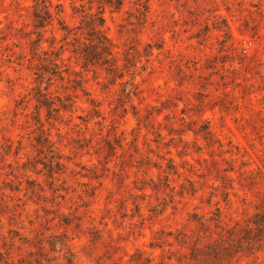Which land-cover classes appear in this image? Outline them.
Returning <instances> with one entry per match:
<instances>
[{
	"label": "rangeland",
	"instance_id": "obj_1",
	"mask_svg": "<svg viewBox=\"0 0 264 264\" xmlns=\"http://www.w3.org/2000/svg\"><path fill=\"white\" fill-rule=\"evenodd\" d=\"M52 1L72 27L98 12ZM124 1L105 12L122 68L131 52L115 77L57 21L37 29L35 0H0V250L18 264H125L153 233L218 207L246 218L264 193V0ZM55 36L64 78L47 71Z\"/></svg>",
	"mask_w": 264,
	"mask_h": 264
},
{
	"label": "trees",
	"instance_id": "obj_2",
	"mask_svg": "<svg viewBox=\"0 0 264 264\" xmlns=\"http://www.w3.org/2000/svg\"><path fill=\"white\" fill-rule=\"evenodd\" d=\"M98 2V12H87L82 23L72 27L64 16L65 7L63 4L56 5V9L53 11L52 0H35L33 14L35 26L37 29H43L57 21L58 29L63 31L62 40L72 45V54L82 61L85 68L101 67L115 77H123V69L129 67L128 63H132L131 52H128L126 56L128 62L122 68L118 53L115 51V44L106 32L105 12L107 6L118 10L122 9L125 1L98 0ZM144 8L145 10H139L142 18L147 22L149 5H144ZM39 32L40 39L37 41H42L43 33ZM56 41L57 37L55 36L52 43L55 45V49L52 50L54 57L49 59L51 62L49 68L52 71H47L64 78L61 61L65 45H62L61 49H57ZM149 48L152 49L153 45L149 44ZM137 51L140 53L139 50ZM150 54H152L151 50L148 51V55ZM41 102L49 108L50 114L53 110L60 111L59 108H54L53 103L48 99ZM44 138L48 145L52 143L48 137ZM63 157L64 154L58 152V166H65L60 161ZM257 184V180L252 179L247 185L242 183V186H248L252 192H255L253 190ZM230 186L235 190L233 185ZM231 193L238 195L236 191L226 192L228 202H231ZM256 194L258 199L255 210L249 213L246 218H230L228 220L229 215L221 207H218L215 217L210 219H206L204 215L196 214L194 218L198 223L195 229L183 227L159 230L153 233L148 244L136 246L133 252H127L125 255L129 258L125 264H237L241 260H245L247 264H264V193ZM123 248L124 246L120 242L112 245L111 249L106 252L107 259L115 261V255ZM120 260H124V256H121ZM22 262L23 260L20 259V263ZM104 262L105 259L100 258L97 264H104ZM68 263L75 264V261L69 259ZM0 264L18 263L13 259L11 250L6 252L0 250Z\"/></svg>",
	"mask_w": 264,
	"mask_h": 264
}]
</instances>
